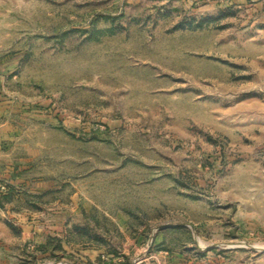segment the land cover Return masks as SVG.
<instances>
[{"label":"rangeland","instance_id":"obj_1","mask_svg":"<svg viewBox=\"0 0 264 264\" xmlns=\"http://www.w3.org/2000/svg\"><path fill=\"white\" fill-rule=\"evenodd\" d=\"M199 1L0 0V264H264V0Z\"/></svg>","mask_w":264,"mask_h":264},{"label":"crops","instance_id":"obj_2","mask_svg":"<svg viewBox=\"0 0 264 264\" xmlns=\"http://www.w3.org/2000/svg\"><path fill=\"white\" fill-rule=\"evenodd\" d=\"M246 0H201L199 2H197V5L200 9H203L205 11H216V10H223V9H227V7L231 4H237V3H245ZM257 4H260V3H257ZM4 137L0 135V142L2 141ZM1 165V163H0ZM8 169H10L11 171H9L10 173L12 172V169L8 167ZM3 171L1 170L0 171V176L4 177V175L6 174H2ZM10 174L8 173L7 176H9ZM12 176L11 179H10V185H8V190L9 192H11V190H14L16 192H18V194H16L15 196H6L7 199V202H4V200L2 198H0V204L1 205H13V203L16 202V200L18 201H21L23 200V196H24V189H22L21 187H18V188H14L16 187L14 183H17L18 180L16 179V177H14L13 175H10ZM11 189V190H10ZM17 189V190H16ZM51 191V188H49V186L47 185H42V184H36V186L33 188V191L30 192L33 196V204L34 205H38V202L42 200V198L44 196H47V194ZM6 194H9L8 191Z\"/></svg>","mask_w":264,"mask_h":264},{"label":"trees","instance_id":"obj_3","mask_svg":"<svg viewBox=\"0 0 264 264\" xmlns=\"http://www.w3.org/2000/svg\"><path fill=\"white\" fill-rule=\"evenodd\" d=\"M209 21L208 18H202V20H199L198 23H196L195 25H191V22H189L187 25L189 27H195V28H199L202 27L205 23H207Z\"/></svg>","mask_w":264,"mask_h":264},{"label":"built area","instance_id":"obj_4","mask_svg":"<svg viewBox=\"0 0 264 264\" xmlns=\"http://www.w3.org/2000/svg\"><path fill=\"white\" fill-rule=\"evenodd\" d=\"M1 188H3V189H4V186H1Z\"/></svg>","mask_w":264,"mask_h":264}]
</instances>
